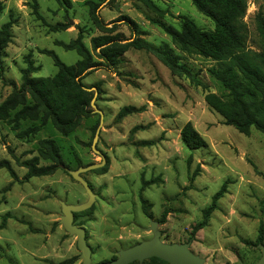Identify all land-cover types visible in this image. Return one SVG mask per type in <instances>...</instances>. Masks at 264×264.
I'll return each instance as SVG.
<instances>
[{
    "label": "rangeland",
    "instance_id": "obj_1",
    "mask_svg": "<svg viewBox=\"0 0 264 264\" xmlns=\"http://www.w3.org/2000/svg\"><path fill=\"white\" fill-rule=\"evenodd\" d=\"M0 1V29L13 22L0 63V106L21 89L30 63L33 77L56 75L58 67L46 50L76 64L81 56L65 44L79 34L91 50L92 37L100 35L118 36L120 47L127 46L116 66L100 67L84 79L95 106L91 101L89 113L68 134L51 120L12 122L17 110L8 118L0 116V160H8L15 172L0 169V264L82 263L77 237L61 224V201L80 204L88 195L64 167L74 170L101 163L103 157V167L84 174L95 203L75 217L87 230L93 263L110 261L119 250L151 239L148 228L155 220L163 242H191L206 264H258L262 253L257 245L264 244V134L255 127L244 133L225 124L207 103L208 94L231 99L212 73L228 60L185 52L150 21L160 18L180 30L188 17L200 29L213 31V20L191 0ZM96 6L104 25L96 18ZM259 12L264 14V0H247V40L238 52L263 66L257 56L264 49L256 25ZM124 16L137 24L135 33L119 21ZM138 38L154 48H172L189 73L172 71L146 47L126 45ZM92 52L95 61L104 62ZM27 99L32 102L29 94ZM124 107L133 112L120 117ZM188 122L206 146L190 150L185 145L182 130ZM35 126L36 133L23 136ZM99 127L97 153L92 144ZM44 139L55 140L64 165L53 174L26 179V160L38 156L39 166L52 163L40 156ZM223 185L226 193L206 217Z\"/></svg>",
    "mask_w": 264,
    "mask_h": 264
},
{
    "label": "trees",
    "instance_id": "obj_2",
    "mask_svg": "<svg viewBox=\"0 0 264 264\" xmlns=\"http://www.w3.org/2000/svg\"><path fill=\"white\" fill-rule=\"evenodd\" d=\"M191 1L202 14L213 20L215 24L213 31L200 29L188 17H183L180 30L160 18H151L150 21L170 35L181 50L213 57L217 60H228V64L213 68L212 73L230 91L231 99L224 100L214 94H208L206 96L207 103L224 118L225 124L234 126L244 133L248 132L251 127H255L264 134V49L257 54L263 66L254 63L238 52L247 40L244 25L247 0ZM98 8L99 6L95 7L96 18L101 25H104ZM2 10L3 4L0 1V14ZM119 21L130 24L134 33L137 31V24L130 18L124 16ZM12 23L11 21L7 22L0 29V63L3 51L10 42ZM256 25L264 42V14L262 12L256 15ZM120 43L122 42L118 36L100 35L92 37V50L104 60V62H98L94 60L92 50L84 44L83 35L79 34L70 44H65L68 50H76L81 56V59L74 65L64 63L54 51L46 50L45 52L54 58L55 65L58 67L56 75L52 78L33 77L31 74L35 71V67L30 63L23 70L21 89H15L13 94L0 106V116L8 118L11 111L17 110L11 120L12 122L18 123L21 119L41 118L43 124H46L51 120L61 133L68 134L79 124L81 118L89 113L88 107L91 106L93 92L90 91L91 86L85 84L84 79L100 67L116 66L119 63V57L127 47H120ZM126 45L146 47L155 52L159 59L172 71L189 73L179 63L180 58L172 48H154L140 38ZM27 94L32 100L31 103H28ZM133 109L124 107L119 116H127L133 112ZM38 130L39 127L35 126L24 130L22 134L27 136L36 133ZM182 140L190 150L206 146V141L191 122L183 127ZM39 152L41 157L50 160L52 163L47 166H39L38 156L26 160L23 162L29 168L25 176L26 179L53 174L64 165L59 146L55 140H42ZM3 168L15 175L8 160H0V169ZM226 189V185H223L213 196L212 205L205 210L206 217L216 208L218 200L224 196ZM78 214L76 213L75 217ZM260 231L263 232V225H261ZM260 240H262V236ZM115 258L117 256L112 260ZM157 261L166 264L164 260L157 257L147 259L143 264H151ZM131 264L140 263L135 261Z\"/></svg>",
    "mask_w": 264,
    "mask_h": 264
},
{
    "label": "water",
    "instance_id": "obj_3",
    "mask_svg": "<svg viewBox=\"0 0 264 264\" xmlns=\"http://www.w3.org/2000/svg\"><path fill=\"white\" fill-rule=\"evenodd\" d=\"M92 106H95V98L92 100ZM100 127L97 130L94 141L92 144V149L100 153L97 149V141L99 138ZM106 159L103 157L101 163L89 164L87 166H81L75 170L64 169L69 172V174L78 182H80L85 188L88 199L87 201L80 204H68L64 201H61L62 213L61 224L65 230L71 236L77 237V246L81 252L80 259L82 260L81 264H131L135 261H138L140 264H143L145 260L157 257L166 262V264H206V260L201 256L195 254L191 250V242L185 243H166L161 239V230L159 227V222L151 220V225L148 230L153 234L152 238L149 240L142 241L131 247L121 249L118 251L117 258L101 262L93 263L92 261V248L87 242V230L83 226H79L75 223V214L88 210L93 206L96 200V194L91 188L89 182L85 179L84 174L88 171L101 168L105 165ZM258 248L262 251V256L258 264H264V244L259 243ZM216 264V263H214ZM240 264H243L240 262Z\"/></svg>",
    "mask_w": 264,
    "mask_h": 264
},
{
    "label": "flooded vegetation",
    "instance_id": "obj_4",
    "mask_svg": "<svg viewBox=\"0 0 264 264\" xmlns=\"http://www.w3.org/2000/svg\"><path fill=\"white\" fill-rule=\"evenodd\" d=\"M263 244V243H262ZM258 247V246H257ZM260 249V248H259ZM261 250V249H260ZM261 253H262V251H261ZM261 256H262V254H261Z\"/></svg>",
    "mask_w": 264,
    "mask_h": 264
}]
</instances>
